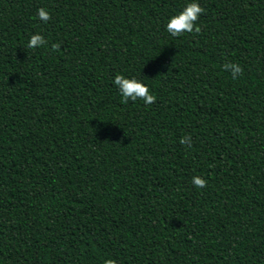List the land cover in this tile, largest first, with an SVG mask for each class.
<instances>
[{
    "label": "trees",
    "instance_id": "16d2710c",
    "mask_svg": "<svg viewBox=\"0 0 264 264\" xmlns=\"http://www.w3.org/2000/svg\"><path fill=\"white\" fill-rule=\"evenodd\" d=\"M107 259L264 264V0H0V264Z\"/></svg>",
    "mask_w": 264,
    "mask_h": 264
},
{
    "label": "clouds",
    "instance_id": "9594fccd",
    "mask_svg": "<svg viewBox=\"0 0 264 264\" xmlns=\"http://www.w3.org/2000/svg\"><path fill=\"white\" fill-rule=\"evenodd\" d=\"M204 12V9L199 3L192 2L188 3L186 7L179 12L177 15L172 16L166 25L167 32L173 37H179L184 33H199L201 31L197 21L200 15ZM38 17L41 21L47 23L51 20L50 13L44 9H38ZM47 44L44 36L37 33L30 37L27 47L30 49H36ZM60 44H53V50H59ZM225 71H230L233 79L238 78L243 69L236 63H226L223 65ZM115 85L118 87L121 96L123 97L122 103H128L129 100L136 101L138 99L143 100L146 105H151L156 102V96L151 94L150 89L147 85L137 80L136 78H126L123 75H117L114 79ZM192 137L190 135L181 137L180 143L190 146ZM192 184L198 188L203 189L207 187V180L201 176H193ZM105 264H116V261L107 259Z\"/></svg>",
    "mask_w": 264,
    "mask_h": 264
}]
</instances>
